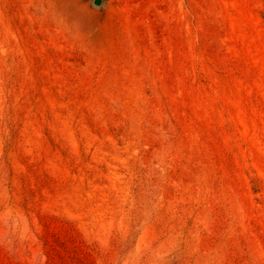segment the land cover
Listing matches in <instances>:
<instances>
[{
  "label": "rangeland",
  "instance_id": "rangeland-1",
  "mask_svg": "<svg viewBox=\"0 0 264 264\" xmlns=\"http://www.w3.org/2000/svg\"><path fill=\"white\" fill-rule=\"evenodd\" d=\"M0 264H264V0H0Z\"/></svg>",
  "mask_w": 264,
  "mask_h": 264
},
{
  "label": "water",
  "instance_id": "water-1",
  "mask_svg": "<svg viewBox=\"0 0 264 264\" xmlns=\"http://www.w3.org/2000/svg\"><path fill=\"white\" fill-rule=\"evenodd\" d=\"M103 0H94V4L96 5H102Z\"/></svg>",
  "mask_w": 264,
  "mask_h": 264
}]
</instances>
